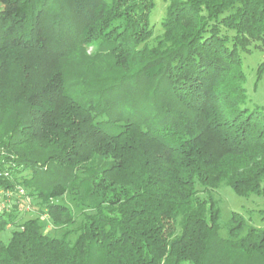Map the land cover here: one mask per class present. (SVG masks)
Returning a JSON list of instances; mask_svg holds the SVG:
<instances>
[{"label": "trees", "instance_id": "16d2710c", "mask_svg": "<svg viewBox=\"0 0 264 264\" xmlns=\"http://www.w3.org/2000/svg\"><path fill=\"white\" fill-rule=\"evenodd\" d=\"M165 2L155 35L154 0H0V190L39 200L0 208V264H264L211 195L264 197V0Z\"/></svg>", "mask_w": 264, "mask_h": 264}, {"label": "rangeland", "instance_id": "374dc122", "mask_svg": "<svg viewBox=\"0 0 264 264\" xmlns=\"http://www.w3.org/2000/svg\"><path fill=\"white\" fill-rule=\"evenodd\" d=\"M155 7L150 14V24L154 28L155 35L161 33V19L165 14L167 3L165 0H154ZM251 52L242 54V67L245 73L244 87L248 95L246 107L264 106V74L257 78L256 68L257 65L264 59V51L255 49L254 43L251 44ZM23 194L13 193L11 197H4L0 194V208H7L19 203V200L25 201L22 204L20 210L16 214L17 223L22 222L24 219L35 217L38 213V199H33L31 203L28 202L25 197V189ZM201 190V188H199ZM202 197L207 196L205 192L200 191ZM211 195L218 201V207L220 209V223L221 234L226 233V226L230 218L232 211H237L248 218L254 226L264 227V197L262 196H249L242 197L235 194L231 188L225 184H222L219 188L211 191ZM54 201L59 203H65L68 206L73 207L74 201L71 196L67 194L63 197L57 198ZM4 206V207H3ZM44 217V216H43ZM56 225L52 224L46 228L45 232L50 234H57ZM11 227L3 233H0V238L7 242Z\"/></svg>", "mask_w": 264, "mask_h": 264}, {"label": "built area", "instance_id": "2783aa9c", "mask_svg": "<svg viewBox=\"0 0 264 264\" xmlns=\"http://www.w3.org/2000/svg\"><path fill=\"white\" fill-rule=\"evenodd\" d=\"M23 189L21 187H17V190L16 192H11V191H2L0 190V194L3 195L4 197H11L13 195V193H16V194H23ZM4 207V206H3Z\"/></svg>", "mask_w": 264, "mask_h": 264}]
</instances>
